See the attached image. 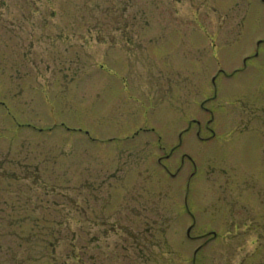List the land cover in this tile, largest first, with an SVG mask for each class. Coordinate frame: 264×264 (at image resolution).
<instances>
[{"label": "rangeland", "instance_id": "1", "mask_svg": "<svg viewBox=\"0 0 264 264\" xmlns=\"http://www.w3.org/2000/svg\"><path fill=\"white\" fill-rule=\"evenodd\" d=\"M0 264H264V0H0Z\"/></svg>", "mask_w": 264, "mask_h": 264}, {"label": "flooded vegetation", "instance_id": "2", "mask_svg": "<svg viewBox=\"0 0 264 264\" xmlns=\"http://www.w3.org/2000/svg\"><path fill=\"white\" fill-rule=\"evenodd\" d=\"M121 35V34H120Z\"/></svg>", "mask_w": 264, "mask_h": 264}]
</instances>
